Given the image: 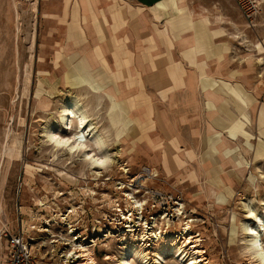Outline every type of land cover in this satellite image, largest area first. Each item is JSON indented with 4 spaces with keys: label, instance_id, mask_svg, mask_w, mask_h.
<instances>
[{
    "label": "rangeland",
    "instance_id": "374dc122",
    "mask_svg": "<svg viewBox=\"0 0 264 264\" xmlns=\"http://www.w3.org/2000/svg\"><path fill=\"white\" fill-rule=\"evenodd\" d=\"M175 3L167 0L152 9L168 48L156 53L158 59L169 56L172 65L173 38L193 32L195 47L183 54L174 49L175 64L187 66L188 60L195 65L197 54L212 58L224 51L240 70V80L232 84L203 77V91L223 96L224 102L207 101L209 111L197 116V128H189L193 121H182L180 144L157 109L150 107L137 126L136 116L128 115L130 107L109 94L85 53L60 58L62 71L55 69L61 41L41 38L57 27L41 23L39 0H0V264L7 258V230L31 240L40 264H86L83 249L95 264H124L135 248L138 253L127 257L128 264H259L243 225H257L260 219L264 224V9L252 28L234 0H197L199 13L210 14V19L199 14L198 20L187 5ZM138 13L130 16L140 36ZM213 36H220L217 49ZM147 41L155 47L154 37ZM111 43L119 68L111 81L117 86L125 67L130 73L132 57L125 43ZM141 58L155 67L150 51ZM173 79L175 86L183 84L176 74ZM143 96L147 109L164 100L153 88ZM72 97L81 100L108 143L111 161L101 173L64 152L58 155L46 142L45 126L56 121ZM160 105L174 123L176 113L165 102ZM214 110L221 131L210 137L206 131ZM221 138L227 145L220 142L216 154L212 145ZM234 153L242 167L228 158ZM219 177L230 180L226 189L227 182L217 184ZM250 208L258 219H251ZM260 235L264 246V225Z\"/></svg>",
    "mask_w": 264,
    "mask_h": 264
},
{
    "label": "crops",
    "instance_id": "0c3cea01",
    "mask_svg": "<svg viewBox=\"0 0 264 264\" xmlns=\"http://www.w3.org/2000/svg\"><path fill=\"white\" fill-rule=\"evenodd\" d=\"M165 1L167 0H39L41 23L57 27L51 33H42L41 38L44 41H61L60 47L55 49V56L58 57L55 62V65L58 67L55 68L57 71H62L60 58L65 57L66 61V58H72L78 55V53H81V55L85 53L92 63L95 72H97L96 74L99 76L97 79L104 80L107 83L109 94H115L119 102H125L130 107L128 115L136 116L137 126H140L145 116L149 114L150 107L154 111L157 109L165 119L170 131H174L178 135L180 144L182 140L179 130L182 121H193L189 125V128H197L196 124L199 119L197 116L209 111L207 109V101L213 102L216 106L224 102L223 96L217 95L212 91H203V77L208 76L232 84L235 80H240V70L232 66V62L228 61V57L226 58L227 53L219 47L220 51H223L221 52V57L208 58L206 53H201L195 57V65L190 64L188 60H186L187 66L185 64H175L176 53L174 49H179L183 54L184 51L195 47L196 38L193 36V32L185 34L181 40L173 38V44L170 48L173 60L172 65L169 63V56L162 58V55H160L158 59L156 53L164 47L167 48V46L157 32V28H155L158 26L160 18L156 19L154 17L152 9ZM196 2L197 0H186V5L192 11L193 19L198 20L205 16L210 19L208 12L201 11L199 13V9L201 8L194 7ZM175 6L177 7L176 3ZM133 11H139L137 17L142 24L140 36H137L133 30V20L130 16V12ZM199 14H201L200 18L198 17ZM195 17L198 18L196 19ZM82 25L85 28L84 35L86 38V41L83 43H81L83 34L79 32V29H82ZM70 28L74 30L72 33L69 31ZM77 28L78 32L75 31ZM149 36L155 39L154 48H150L147 41ZM213 37L212 41L215 47L216 40H220V36L218 38ZM115 39L125 43V50L132 57L130 73L128 67H125L122 70L124 77L117 81V86L112 82L113 77L119 71L114 57V48H112L111 43ZM216 47L214 49H217ZM147 51L153 54L156 62L155 67L150 62L145 63L142 61L141 57ZM198 58H201V60L199 61ZM102 59L106 61L107 69L104 67ZM65 61L62 62L64 65ZM66 66H69L67 62ZM180 69H183V72ZM173 74H176L183 84L180 83V85L175 86ZM151 88L155 90V93L159 92L162 96L160 99L164 100L156 102L154 106H149L147 109L145 103L143 104L141 101L145 98L143 92ZM166 92L167 98L165 99L163 98V94ZM96 95L99 98L104 97L105 92ZM164 102L165 105H169L172 112L176 113V117H173L174 123H169L166 120V114L161 113L159 103L162 106ZM210 112H216L211 117L206 131V135L212 137L221 130L215 127L214 122L216 120L213 121V118H218V111L214 110ZM152 115L156 114L153 113ZM162 134L164 133L162 132ZM217 146L218 139L212 145L215 153L219 151L216 148ZM191 157L193 156L191 155Z\"/></svg>",
    "mask_w": 264,
    "mask_h": 264
},
{
    "label": "bare ground",
    "instance_id": "6f19581e",
    "mask_svg": "<svg viewBox=\"0 0 264 264\" xmlns=\"http://www.w3.org/2000/svg\"><path fill=\"white\" fill-rule=\"evenodd\" d=\"M176 5L178 8H183L186 5V0H177ZM44 99L45 97H43L40 100L39 104L42 105ZM116 101L119 102V100ZM57 119L55 122L47 124V126H45L44 134H45L46 142H48L49 145L52 146V148L54 149L55 152L58 153V155L59 153L64 152L67 155H69L70 159H75V161L85 163L86 167H88L89 170H92V173L94 172L93 170L99 172L101 169L103 170L104 168L107 167L108 163L111 161V154L108 149V143L106 141V138L103 134L99 132L96 122L92 118L88 109L83 105V103L78 97H72L67 100V102L62 106ZM219 133L220 132L216 134ZM220 142L224 143V145H227L225 140L222 138L220 140L218 139V145ZM216 148H218V146ZM212 150L215 153L213 148ZM219 153L220 151H218V153L216 154ZM228 158H231L234 161L235 167H242L244 164L241 161H239L236 153L228 156ZM240 158L242 159V157ZM173 169L175 168L173 167ZM223 181L227 182V184L224 185V188L226 189L227 186H229L230 184V180L225 181L223 177H219L217 179V184L219 185L220 183H223ZM249 213L248 214L250 215L251 219L258 217V216L256 217L255 212L252 208H250ZM259 221L260 222L259 223L257 222L258 223L257 225L255 224L256 226L254 225L255 227L249 226L247 224L243 225L244 230L249 232L250 238L248 242H249V249L251 251V255L255 254L257 245H259L261 248H264L263 243L260 242V238H261L260 231L264 224L261 219ZM128 253L129 254H126V256L123 258L124 264H128V259H127L128 256L131 257V255L134 254L136 255L138 253V248L132 249ZM80 257L83 260H86V264H95L94 259L92 258L91 254L87 249L82 250Z\"/></svg>",
    "mask_w": 264,
    "mask_h": 264
},
{
    "label": "built area",
    "instance_id": "2783aa9c",
    "mask_svg": "<svg viewBox=\"0 0 264 264\" xmlns=\"http://www.w3.org/2000/svg\"><path fill=\"white\" fill-rule=\"evenodd\" d=\"M249 27L254 28L264 9V0H234ZM7 240V258L3 264H40L31 240L23 233L4 232Z\"/></svg>",
    "mask_w": 264,
    "mask_h": 264
},
{
    "label": "clouds",
    "instance_id": "9594fccd",
    "mask_svg": "<svg viewBox=\"0 0 264 264\" xmlns=\"http://www.w3.org/2000/svg\"><path fill=\"white\" fill-rule=\"evenodd\" d=\"M246 252L249 254L248 251ZM251 256L253 260L259 261V264H264V248H261L259 245H257L255 254Z\"/></svg>",
    "mask_w": 264,
    "mask_h": 264
}]
</instances>
